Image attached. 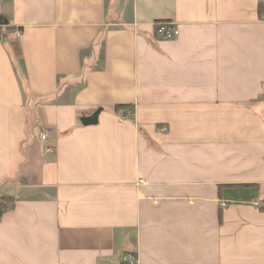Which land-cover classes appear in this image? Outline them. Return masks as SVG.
<instances>
[{
	"label": "crops",
	"instance_id": "0c3cea01",
	"mask_svg": "<svg viewBox=\"0 0 264 264\" xmlns=\"http://www.w3.org/2000/svg\"><path fill=\"white\" fill-rule=\"evenodd\" d=\"M261 2L0 0V264H264Z\"/></svg>",
	"mask_w": 264,
	"mask_h": 264
},
{
	"label": "built area",
	"instance_id": "2783aa9c",
	"mask_svg": "<svg viewBox=\"0 0 264 264\" xmlns=\"http://www.w3.org/2000/svg\"><path fill=\"white\" fill-rule=\"evenodd\" d=\"M155 34L158 38L160 39H167V40H172L175 39L176 37L179 36L180 34V29L178 25L173 21H157L155 22ZM15 36H21L22 31L20 29L14 30ZM41 139L48 143V138L46 134H41ZM47 150L51 151L53 150V147L50 145H47ZM125 261L128 264H136L137 260L132 256H128V258L125 259Z\"/></svg>",
	"mask_w": 264,
	"mask_h": 264
},
{
	"label": "water",
	"instance_id": "95a60500",
	"mask_svg": "<svg viewBox=\"0 0 264 264\" xmlns=\"http://www.w3.org/2000/svg\"><path fill=\"white\" fill-rule=\"evenodd\" d=\"M7 20L4 17H0V24H6ZM101 109H97L93 114L85 116L81 119L82 123L85 125L96 124L99 120V114Z\"/></svg>",
	"mask_w": 264,
	"mask_h": 264
},
{
	"label": "trees",
	"instance_id": "16d2710c",
	"mask_svg": "<svg viewBox=\"0 0 264 264\" xmlns=\"http://www.w3.org/2000/svg\"><path fill=\"white\" fill-rule=\"evenodd\" d=\"M259 12H260V14L261 15H263V13H264V4L261 2L260 3V6H259ZM160 21H166V20H160ZM156 28V27H155ZM133 107V105L132 104H117L116 105V107H115V109L116 110H123V109H130V108H132ZM261 210L262 211H264V201H263V203L261 204ZM222 209L220 210V218H222Z\"/></svg>",
	"mask_w": 264,
	"mask_h": 264
}]
</instances>
